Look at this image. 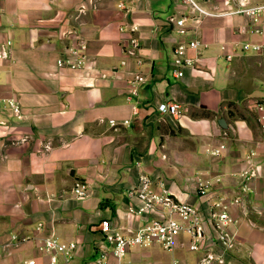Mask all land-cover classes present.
Segmentation results:
<instances>
[{
  "label": "crops",
  "instance_id": "0c3cea01",
  "mask_svg": "<svg viewBox=\"0 0 264 264\" xmlns=\"http://www.w3.org/2000/svg\"><path fill=\"white\" fill-rule=\"evenodd\" d=\"M201 3L225 7L223 0ZM186 11L183 0H0V48L8 52L0 57V264H23L31 256L43 264L35 239L16 243L11 235L51 232L76 242L59 264H106L100 221L109 218L126 231L155 214L127 211L125 192L140 169L194 202L212 227L207 199L239 192L238 171L249 166L258 174L248 181L245 213L230 206L236 241L223 264H264V130L255 111L264 98V47L231 59L221 49L246 39L264 43V21L257 34L247 30L250 20L243 14L204 16L195 34L205 45L188 50L194 63L176 76L170 59L180 36L168 19ZM127 21L139 25L140 65L132 56L125 66L119 62ZM78 36L87 43V66L59 67L58 55ZM137 68L147 78L128 98L127 79ZM102 69L107 76H100ZM167 100L183 104L185 113H161L157 105ZM110 118L130 122L114 126ZM215 148L220 154L210 152ZM199 174L214 180L205 195L192 190ZM77 178L89 183L84 196L72 190ZM200 254L179 235L173 250L135 245L124 260L169 264L177 257L195 264Z\"/></svg>",
  "mask_w": 264,
  "mask_h": 264
},
{
  "label": "built area",
  "instance_id": "2783aa9c",
  "mask_svg": "<svg viewBox=\"0 0 264 264\" xmlns=\"http://www.w3.org/2000/svg\"><path fill=\"white\" fill-rule=\"evenodd\" d=\"M187 5V11L177 16H170L169 21L175 27L180 36V40L173 46L171 52L172 73L181 76L184 67L194 63L192 56L188 54L189 49H197L205 45L196 34L195 27L206 15H226L243 14L250 23L247 30L261 34L263 32L264 21V1L251 2L250 0H223L224 8H206L201 0H183ZM83 10V8H80ZM129 32L123 45L124 55L120 58V65L125 66L129 56H132L137 65L143 62L141 54L138 52L141 47L139 39V25L132 21H127L122 28ZM244 30V28H242ZM9 43V41H7ZM264 47V43L258 40L246 39L239 45L236 43L227 50L226 45L222 44L226 59H231L237 54L245 52H259ZM8 52L0 48V57L7 56ZM89 61L87 43L82 37H74L56 59L59 67L68 69H83ZM100 76L105 77V70L100 71ZM147 76L140 68L132 71L127 79L129 95H136L139 87L146 80ZM0 99H2L0 97ZM14 110H18V105L12 100H8ZM132 109L136 112V106ZM157 109L163 114H171L175 117H181L186 108L183 104L167 100L158 103ZM256 120L259 126L264 130V98L255 103ZM110 125L129 124V119L122 121L110 118ZM223 147V144L220 145ZM213 154H220V148L210 150ZM253 152L249 153V156ZM136 165L140 162L135 161ZM258 174L255 166H249L238 171L240 178V191L235 194H228L225 191L219 192L207 199L208 211L212 220V227H207L204 215L200 208L189 199L182 197L179 192L171 189L161 180H155L149 172L140 169L137 173V180L126 189V196L129 199L127 205L128 213L141 217L150 212L149 218L136 224L127 226L124 231L119 227L112 225L109 218H103L99 225L103 233L102 241H106L107 246L99 244L100 259L106 264H130L124 260V256L131 246H147L158 243L163 249L173 250L179 235L187 233L186 248L188 250H200L201 254L195 264H223L225 253L235 245L236 231L231 227L236 221L235 216L230 212L231 205H240L241 212L245 213L243 200L244 193L248 190V181ZM220 177L215 178L219 181ZM214 180L199 174L194 179L192 186L193 192L199 195H205L210 190ZM72 190L77 196H84L88 193L89 183L83 178H77L73 182ZM11 239L17 242L35 239V250L46 261L43 264H59L60 258L67 261L71 257L76 247L74 240L62 241L56 234L49 233L41 237L16 234L11 235ZM102 243V242H100ZM109 246V248H108ZM114 258L113 263L107 261L108 257ZM99 259V260H100ZM23 264H39L36 256H31L22 260ZM89 264H92L91 262ZM169 264H185L177 257H173Z\"/></svg>",
  "mask_w": 264,
  "mask_h": 264
},
{
  "label": "rangeland",
  "instance_id": "374dc122",
  "mask_svg": "<svg viewBox=\"0 0 264 264\" xmlns=\"http://www.w3.org/2000/svg\"><path fill=\"white\" fill-rule=\"evenodd\" d=\"M183 235L185 239L188 237L187 233H183Z\"/></svg>",
  "mask_w": 264,
  "mask_h": 264
}]
</instances>
